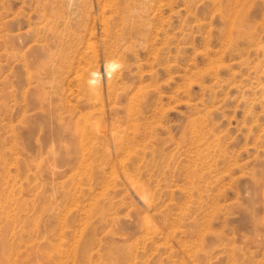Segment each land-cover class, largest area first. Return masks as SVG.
I'll list each match as a JSON object with an SVG mask.
<instances>
[{"label":"rangeland","instance_id":"374dc122","mask_svg":"<svg viewBox=\"0 0 264 264\" xmlns=\"http://www.w3.org/2000/svg\"><path fill=\"white\" fill-rule=\"evenodd\" d=\"M103 1L0 0V240L56 264H264V0Z\"/></svg>","mask_w":264,"mask_h":264},{"label":"bare ground","instance_id":"6f19581e","mask_svg":"<svg viewBox=\"0 0 264 264\" xmlns=\"http://www.w3.org/2000/svg\"><path fill=\"white\" fill-rule=\"evenodd\" d=\"M93 1H94V0H93ZM96 1H98V0H96ZM102 1H103V0H102ZM109 1H111V0H109ZM228 1H229V0H228ZM1 2H2V1H1ZM40 2H41V1H40ZM99 2H100V1H99ZM104 2H105V1H103V4H104ZM238 2H239V1H238ZM94 3H95V2H94ZM107 3H108V2H107ZM109 3H111V2H109ZM109 3H108V4H109ZM117 3H118V2H116V4H117ZM128 3H129V1H128ZM157 3H158V1H157ZM167 3H169V2H167ZM167 3L165 2L164 4L167 5ZM92 4H93V3H92ZM92 4H91V5H92ZM158 4H159V3H158ZM236 4H238V3H236ZM96 5H99V3L96 4ZM118 5H119V4H118ZM118 5H117V6H118ZM161 5H162V4H161ZM168 5H169V4H168ZM102 6H104V5H100L99 7L102 8ZM95 7H97V6H95ZM113 7H114V6H113ZM168 7H170V6H168ZM233 7H234V5H233ZM240 7H241V6H240ZM242 7H243V6H242ZM97 8H98V7H97ZM109 8H110V7H109ZM115 8H116V6H115ZM246 8H247V7H246ZM90 9H91V6H90ZM98 9H100V8H98ZM104 9H106V8H104ZM104 9L102 8V10H104ZM112 9H114V8H112ZM112 9H111V10H112ZM125 9H126V8H123L122 10L125 11ZM153 9H154V8H153ZM93 10H94V9H93ZM107 10H108V9H107ZM117 10H118V9H117ZM158 10H161V9H158ZM231 10H232V9H231ZM91 11H92V10H91ZM104 11H106V10H104ZM237 11H238V10H237ZM95 12H96V11H95ZM97 12H98V11H97ZM114 12H115V11H114ZM155 12H156V11H155ZM240 12H241V11H240ZM56 13H57V12H56ZM100 13L102 14L103 11H102V12L100 11ZM104 13L106 14V12H104ZM158 13H159V12H158ZM153 14H154V13H153ZM156 14H157V12H156ZM156 14H155V15H156ZM109 15H110V14H109ZM158 15H159V14H158ZM2 16H3V15H2ZM2 16H0V17L2 18ZM90 16H91V15H90ZM97 16H98V15H97ZM101 16H102V15H100V18H99L100 20H101ZM110 16H112V15H110ZM110 16H108L107 18H109ZM153 16H154V15H153ZM26 18H27V17H26ZM159 18H160V17H159ZM4 19H5V18H4ZM42 19H43V18H42ZM93 19H94V17H93ZM29 20H30V19H29ZM35 20H36V19H35ZM91 20H92V19H91ZM97 20H98V19H97ZM102 20H104V19H102ZM102 20H101V21H102ZM114 20H115V19H114ZM87 21H88V20H87ZM92 22H93V21H92ZM102 22H103V21H102ZM111 22H112V21H111ZM121 22H122V21H121ZM103 23H105V22H103ZM108 23H110V22H108ZM113 23H114V22H113ZM0 24H3V23H0ZM40 24H41V23H40ZM87 24H89V23H87ZM87 24H86V26H88ZM90 24H91V23H90ZM90 24H89V26H90ZM94 24H95V23H94ZM111 24H112V23H111ZM157 24H158V23H157ZM42 25H43V24H42ZM100 25H101V23H100ZM108 25H109V24H108ZM86 26H85V27H86ZM103 26H106V25H103V24H102V27H103ZM121 26H123V25H121ZM121 26H120V27H121ZM168 26H169V25H168ZM28 27H29V26H28ZM91 27H92V24H91ZM89 28H90V27H89ZM93 28H94V27H93ZM121 28H122V27H121ZM155 28H156V27H155ZM41 29H42V28H41ZM108 29H109V28H108ZM150 29H151V28H150ZM90 30H91V28H90ZM102 30H103V29H102ZM116 30H117V29H116ZM128 30H129V29H128ZM148 30H149V28H148ZM38 31H39V30H38ZM91 31H93V30H91ZM91 31H90V32L88 31V32L91 33ZM231 31H232V30H231ZM0 32H3V31H0ZM8 32H10V31H8ZM100 32H101V31H100ZM103 32L105 33L106 31H103ZM120 32H121V31H120ZM126 32H127V31H126ZM133 32H135V30H134ZM21 33H22V32H21ZM53 33H54V32H53ZM89 33H87V34H89ZM94 33H95V32L93 31V34H94ZM138 33H139V32H138ZM145 33H147V32H145ZM169 33H170V32H169ZM93 34H92V35H93ZM141 34H142V33H141ZM103 35H105V34H103ZM42 36H43V35H42ZM86 36H87V35H86ZM168 36H170V35H168ZM230 36H231V35H230ZM94 37H95V36H94ZM84 38H85V37H84ZM172 38H173V36H172ZM20 39H21V38H20ZM32 39H33V38H32ZM49 39H50V38H49ZM85 39H86V38H85ZM95 39H96V38H95ZM147 39H148V38H147ZM86 40H87V39H86ZM90 40H91V39H90ZM42 41H43V40H42ZM87 41H88V40H87ZM121 41H122V40H121ZM157 41H159V40H157ZM1 43H2V42H1ZM57 43H58V42H57ZM88 43H89V41H88ZM88 43H87V44H88ZM90 43H91V42H90ZM92 43H93V42H92ZM157 43H159V42H157ZM154 44H155V43H154ZM164 44H165V43H164ZM156 45H157V44H156ZM5 46H6V45H5ZM5 46H4V47H5ZM82 46H83V45H82ZM85 46H86V45H84V47H85ZM143 46H144V45H143ZM148 46H149V45H148ZM261 46H262V44H261ZM67 47H68V46H67ZM84 47H82V48H84ZM86 47H87V46H86ZM104 47H105V46H104ZM263 47H264V46H263ZM87 48H88V47H87ZM159 48H160V47H158V49H159ZM1 49H2V48H1ZM1 49H0V50H1ZM263 49H264V48H263ZM5 50H9V49H8V48H7V49L5 48ZM81 50H83V49H81ZM81 50H80V52H81ZM84 50H85V49H84ZM84 50H83V51H84ZM165 50H166V49H165ZM165 50H164V51H165ZM167 50H168V48H167ZM167 50H166V51H167ZM147 51H148V50H147ZM156 51H157V50H156ZM21 52H22V51H21ZM85 52H86V51H84L83 54H85ZM88 52H89V51H88ZM153 52H154V51H153ZM86 53H87V52H86ZM106 53H107V51H106ZM21 54H22V53H21ZM92 54H93V53H92ZM131 54H132V53H131ZM153 54H155V53H153ZM23 55H24V54H22V56H23ZM77 55H80V53L78 52ZM85 55H86V54H85ZM98 55H99V54H98ZM164 55H165V54H164ZM5 56H6V55H5ZM80 56H81V55H80ZM93 56H94V55H92V56L89 55L90 58H91V57L93 58ZM106 56H107V55H106ZM116 56H117V55H116ZM116 56H115V57H116ZM121 56H122V55H121ZM152 56H153V55H152ZM166 56H168V55H166ZM78 57H79V56H78ZM87 57H88V56H87ZM104 57H105V56H104ZM81 58H82V57H81ZM106 58H107V57H106ZM106 58H105V59H106ZM154 58H155V57H154ZM83 59H84V58H83ZM85 59H86V58H85ZM109 59L111 60V58H109ZM116 59H117V58H116ZM135 59H136V58H135ZM142 59H143V58H142ZM168 59H169V58H168ZM76 60H77V58H76ZM81 60H82V59H81ZM119 60H120V62H122V61H121V58H119ZM4 61H6V59H5ZM78 61H79V60H78ZM83 61H84V60H82V62H83ZM94 61H95V58H94ZM96 61H97V60H96ZM96 61H95V62H96ZM111 61H112V60H111ZM164 61L166 62L165 58H164ZM164 61H163V62H164ZM22 62H24V60H23ZM33 62H34V61H33ZM80 62H81V61H80ZM80 62H79V64H78V62H77V66L80 65V64H82V63H80ZM84 62H85V61H84ZM84 62H83V63H84ZM88 62H89V58H88ZM90 62H91V61H90ZM90 62H89V63H90ZM105 62H107V61H105ZM137 62H138V61H137ZM152 62H153V61H152ZM160 62L162 63V61H160ZM7 63H8V62H7ZM86 63H87V60H86ZM91 63H92V62H91ZM107 63H108V62H107ZM109 63H110V61H109ZM112 63H113V61H112ZM125 63H126V61H125ZM125 63H124V64H125ZM209 63H210V62H209ZM12 64H13V63H12ZM22 64H23V63H22ZM105 64H106V63H105ZM113 64H114V63H113ZM116 64H117V63H116ZM163 64H164V63H163ZM163 64H162V65H163ZM82 65H83V64H82ZM88 65H89V64H88ZM91 65H92V64H91ZM91 65H90V66H91ZM94 65H95V64L93 63V66H94ZM96 65H97V63H96ZM107 65H108V64H106V66H107ZM111 65H112V64H110L109 66H111ZM117 65H118V64H117ZM121 65H122V64H121ZM159 65H160V64H159ZM162 65H161V66H162ZM209 65H210V64H209ZM216 65H217V64H216ZM256 65H257V64H256ZM84 66H85V65H84ZM93 66H91V67L93 68ZM97 66H98V65H97ZM106 66H105V67H106ZM112 66H113V65H112ZM114 66H115V65H114ZM119 66H120V65H119ZM122 66H123V65H122ZM138 66H139V65H138ZM157 66H158V65H157ZM168 66H169V65H168ZM212 66H213V65H212ZM75 67H76V66H75ZM86 67H87V65H86ZM91 67H90V69H92ZM165 67H166V66H165ZM208 67H209V66H208ZM27 68H28V67H27ZM27 68H25V69H27ZM79 68H80V67H79ZM88 68H89V67H88ZM94 68H96V67L94 66ZM97 68H98V67H97ZM110 68H111V67H110ZM113 68H115V67H113ZM113 68H112V69H113ZM159 68H160V67H159ZM76 69H77V68H76ZM115 69H117V68H115ZM115 69H114V70H115ZM127 69H128V68H127ZM164 69H166V68L163 67V70H164ZM195 69H196V68H195ZM206 69H207V68H206ZM209 69H210V68H209ZM73 70H74V69H73ZM86 70H88V69L86 68ZM92 70H93V69H92ZM94 70L97 71V69H94ZM108 70H110V69H108ZM108 70H107V71H108ZM156 70H157V69H156ZM207 70H208V69H207ZM7 71H8V70H7ZM71 71H72V69H71ZM95 71H92V73H94ZM116 71H117V70H116ZM119 71H120V70H119ZM166 71H167V70H166ZM5 72H6V71H5ZM75 72H76V71H75ZM75 72H74V73H75ZM77 72H78V71H77ZM77 72H76V73H77ZM82 72H84V70H83ZM82 72H81V76L84 75L83 77H85V74H83ZM88 72H91V71H88ZM114 72H115V71H114ZM117 72H118V71H117ZM120 72H121V71H120ZM134 72H135V70H134ZM138 72H139V71H138ZM25 73H26V72H25ZM76 73H75V74H76ZM92 73H91V74H92ZM170 73H171V72H170ZM29 74H31V73H29ZM66 74H67V73H66ZM78 74L80 75V72H78ZM111 74H112V73H111ZM114 74H115V73H114ZM116 74H118V73H116ZM116 74H115V75H116ZM135 74H136V73H135ZM154 74H155V73H154ZM201 74H203V73H201ZM27 75H28V74H27ZM27 75H25V76H27ZM79 75H76V76H79ZM86 75L89 76V74H86ZM93 75H94V74H93ZM93 75H90V76L93 77V78H95ZM108 75H109V73H108ZM137 75H138V74H137ZM73 76L75 77V75H73ZM95 76H97V75H95ZM116 76H117V75H116ZM152 76H153V75H152ZM70 77H71V76H70ZM110 77H111V76H110ZM110 77H109V78H110ZM135 77H136V75H135ZM1 78H2V77H1ZM170 78H171V76H170ZM73 79H74V78H73ZM73 79H72V80H73ZM76 79H77V77H76ZM83 79H85V78H83ZM86 79H87V77H86ZM90 79H91V78H90ZM90 79H88V80H90ZM95 79H98V78L96 77ZM110 79L112 80V78H110ZM110 79H108V80L110 81ZM147 79H148V77H147ZM27 80H28V79H27ZM67 80H68V79H67ZM67 80H66V81H67ZM74 80H75V79H74ZM140 80H141V79H140ZM70 81H71V80H70ZM104 81H105V80H104ZM121 81H123V79H121ZM135 81H136V80H135ZM193 81H194V80H193ZM258 81H259V80H258ZM67 82H69V81H67ZM67 82H65V83H67ZM71 82H72V81H71ZM71 82H70V83H71ZM80 82H81V81H79V83H80ZM82 82H84V80H83ZM107 82H108V81H107ZM142 82H143V81H142ZM144 82H145V81H144ZM65 83H64V84H65ZM73 83H75V82H73ZM79 83H78V84H79ZM87 83H88V86L91 87L92 89H96V86L98 87V85L101 84V82H99V81L97 82V83H98L97 85H96L95 83L92 84L91 81H88V82L86 81V84H85V85H87ZM117 83H118V82H117ZM136 83H137V81H136ZM78 84H77V85H78ZM81 84H82V83H80V85H81ZM110 84H111V82H110ZM113 84H114V83H113ZM120 84H121V83H120ZM145 84H147V83H145ZM12 85H13V84H12ZM71 85H72V83H71ZM85 85H84V86H85ZM93 85H94V86H93ZM108 85H109V83H108ZM114 85H115V84H114ZM123 85H124V84H123ZM138 85H139V84H138ZM138 85H137V86H138ZM141 85H142V83H141ZM258 85H260V84H258ZM262 85H263V83H262ZM64 86H65V85H64ZM99 86H102V85H99ZM144 86H145V85H144ZM146 86H147V85H146ZM81 87H83V86H81ZM141 87H143V85H142ZM259 87L262 88V87H264V86H259ZM22 88H23V87H22ZM22 88H21V89H22ZM41 88H42V87H41ZM66 88H68V90L71 89V88H69L68 86H67ZM76 88H77V86H76ZM84 88L87 90L86 86H85ZM135 88H136V87H135ZM143 88H144V87H143ZM157 88H158V87H157ZM100 89H102V88H100ZM137 89H138V88H137ZM10 90H11V89H10ZM65 90H67V89H65ZM74 90H75V89H74ZM78 90H79V89H78ZM114 90H115V89H114ZM118 90H119V89H118ZM154 90H155V89H154ZM261 90H262V89H261ZM1 91H2V90H1ZM63 91H64V89H63ZM63 91H62V89H61V92H63ZM82 91H83V89H82ZM84 91H85V90H84ZM91 91H92V90H91ZM97 91H98V90H97ZM97 91L94 90L95 93H96ZM131 91H132V90H131ZM156 91H157V90H156ZM23 92H25V91H23ZM23 92H21V94H22ZM69 92H70V91H69ZM71 92H72V91H71ZM74 92H75V91H74ZM140 92H141V91H140ZM146 92H148V91L146 90ZM261 92H262V91H260V93H261ZM14 93H15V92H14ZM26 93H27V92H26ZM80 93H81V90H80ZM80 93L78 92V94H80ZM83 93H84V92H83ZM85 93H86V91H85ZM100 93L102 94V91H101ZM127 93H128V92H127ZM144 93H145V92H144ZM75 94H76V93H75ZM81 94H82V93H81ZM87 94H89V93H86L85 95H87ZM92 94H93V93H92ZM98 94H99V93H98ZM139 94H140V93H139ZM156 94H157V93H156ZM67 95H68V94H66V97H67ZM73 95H74V94H73ZM90 95H91V94H90ZM114 95H115V94H114ZM21 96L24 97L23 95H21ZM63 96H64V95H63ZM75 96H77V95H75ZM81 96H83V95H81ZM87 96H88V95H87ZM108 96H111V95H108ZM135 96H136V95H135ZM139 96H140V95H139ZM145 96H146V95H145ZM262 96H263V95H262ZM83 97H84V96H83ZM88 97H89V96H88ZM99 97H100V96H99ZM75 98H76V97H75ZM77 98H78V96H77ZM100 98H103V96L100 97ZM100 98H99V99H100ZM137 98H138V97H137ZM137 98H136V99H137ZM142 98H143V97H142ZM173 98H174V97H173ZM261 98L264 99V97H261ZM24 99H25V98H24ZM79 99H80V96H79V98H78L77 100H79ZM94 99H96V98L94 97ZM103 99H104V98H103ZM109 99H110V101H112V98H109ZM169 99H170V98H169ZM75 100H76V99H75ZM87 100H88V99H87ZM87 100H86L85 102H87ZM96 100L98 101V98H97ZM96 100H95V101H96ZM113 100H114V99H113ZM131 100H132V99H131ZM61 101H62V100H61ZM64 101H65V100H64ZM88 101H89V100H88ZM97 101H96V102H97ZM99 101H100V100H99ZM99 101H98V102H99ZM115 101H116V100H115ZM118 101H120V100H118ZM127 101H130V100L127 98ZM127 101H126V103H127ZM137 101H138V100H137ZM21 102H23V101H21ZM75 102H76V104L78 103L77 101H75ZM85 102H84V103H85ZM101 102H102V99H101ZM120 102H121V101H120ZM133 102L135 103V101H133ZM15 103H16V102H15ZM62 103H63V102H62ZM90 103H91V102H90ZM99 103H100V102H99ZM104 103H105V101H104ZM110 103H111V102H110ZM115 103H116V102H115ZM126 103H125V104H126ZM13 104H14V103H13ZM23 104H24V103H23ZM49 104H50V103H49ZM78 104H79V103H78ZM78 104H77V105H78ZM88 104H89V103H88ZM95 104H96V103H95ZM254 104H255V103H254ZM62 105H63V104H62ZM73 105H74V104H73ZM73 105H72V106H73ZM91 105H93V104H91ZM109 105H110V104H109ZM113 105H114V104H113ZM121 105H122V104H121ZM132 105H134V104H132ZM79 106H80V105H79ZM79 106H78V107H79ZM117 106H118V105H117ZM127 106H128V105H127ZM139 106H140V105H139ZM14 107H15V106H14ZM75 107H77V106H75ZM78 107H77V108H78ZM88 107H89V106H87V108H88ZM90 107H93V106H90ZM94 107H95V106H94ZM123 107H124V106H123ZM125 107H126V105H125ZM72 108H74V107H72ZM72 108H71V109H72ZM80 108H81V107H80ZM140 108H141V107H140ZM146 108H147V107H146ZM155 108H157V107H155ZM10 109H11V108H10ZM12 109H13V108H12ZM12 109H11V110H12ZM71 109L68 110V111L71 112ZM90 109H91V108H90ZM90 109H89V110H90ZM128 109H129V108L127 107V108H126V111H127ZM143 109H144V108H143ZM19 110H20V109H19ZM78 110H79V109H78ZM100 110H101V109H100ZM130 110H131V109H130ZM146 110H147V109H146ZM30 111H31V110H30ZM64 111H65V110H64ZM66 111H67V109H66ZM68 111H67V112H68ZM91 111H92V110H91ZM104 111H105V110H104ZM126 111H125V112H126ZM133 111H134V109H133ZM133 111H132V112H133ZM137 111H138V110H137ZM22 112H23V110H22ZM28 112H29V111H28ZM67 112H66V113H67ZM75 112H76V111H75ZM75 112H73V113L75 114ZM77 112H79V111H77ZM77 112H76V114H77ZM148 112H149V111H148ZM19 113H20V112H19ZM61 113H62V111H61ZM82 113H83V112H82ZM85 113H86V112H85ZM85 113H83V114H85ZM102 113H103V111H102ZM128 113H130V112L128 111ZM89 114L91 115L92 113H89ZM89 114H88V115H89ZM104 114H107V113H104ZM125 114H126V113H124V115H125ZM245 114H246V113H245ZM62 115H63V114H62ZM79 115H80V114H79ZM85 115H86V114H85ZM90 115H89V116H90ZM121 115H122V114H121ZM130 115H132V119H130V120H134V118H136V117L133 118V113L130 114ZM147 115H148V114H147ZM21 116H22V115H21ZM70 116H72V115H70ZM74 116H75V115H74ZM80 116H81V115H80ZM89 116H87V117H89ZM115 116H116V115H115ZM122 116H123V115H122ZM122 116H120V117H121V118L123 119V121H124L125 119H124L123 117H126V116H123V117H122ZM150 116H151V115H150ZM153 116H154V115H153ZM62 117H63V116H62ZM117 117H118V116H117ZM127 117H128V115H127ZM143 117H144V116H143ZM143 117H142V118H143ZM18 118H19V117H18ZM69 118H70V117H69ZM72 118H73V117H72ZM81 118H82V117H81ZM89 118H90V117H89ZM138 118H139V115H138ZM138 118H137V121H138ZM144 118H145V117H144ZM79 119H80V118H78V120H79ZM84 119H86L85 116H84ZM112 119H113V118H112ZM193 119H194V118H193ZM73 120H74V119H73ZM209 120H210V119H209ZM16 121H18V120H16ZM82 121H84V120L82 119ZM127 121L129 122V120H127ZM135 121H136V120H135ZM21 122H22V121H21ZM79 122H81V121L79 120L78 122L73 123V124H75V126H77V123H79ZM111 122H112V120H111ZM117 122H119V121H117ZM128 122H127V125L130 123V122H129V123H128ZM245 122H246V121H245ZM14 123H15V122H14ZM14 123H13V124H14ZM19 123H20V122H19ZM98 123H99V122H98ZM106 123H107V122H106ZM121 123H122V122H121ZM124 123H125V122H124ZM131 123H132V121H131ZM131 123H130V124H131ZM135 123H136L137 125H140V124L137 123V122H135ZM140 123H141V122H140ZM147 123H148V122H147ZM254 123H255V122H254ZM93 124H94V123H93ZM119 124H120V123H119ZM136 124H134V125H136ZM150 124H152V123H150ZM10 125H12V124H10ZM80 125H82V124H79V125H78L79 128H80ZM89 125H90V124H89ZM125 125H126V124H125ZM125 125H124V126H125ZM127 125H126V128L128 127ZM131 125H132V124H131ZM131 125H130V127H131ZM137 125H136V126H137ZM12 126L14 127L13 130H15V124L12 125ZM65 126H66V125H65ZM65 126H64V127H65ZM101 126H102V125H101ZM104 126H105V124L103 125V127H104ZM121 126L123 127V123L121 124ZM132 126H133V125H132ZM96 127H99V125L96 126ZM113 127H114V126H113ZM122 127H119V128H122ZM130 127H129L128 129H130ZM192 127H193V126H192ZM11 128H12V127H11ZM93 128H94V127H93ZM93 128H92V129H93ZM100 128H101V127H99V129H100ZM104 128H107V127H104ZM104 128H101V129L104 130ZM119 128H117V129H119ZM131 128H132V127H131ZM135 128H136V127H135ZM150 128H152V127H150ZM17 129H18V128H17ZM73 129H74V128H73ZM75 129H77V128H75ZM80 129H81V128H80ZM97 129H98V128H97ZM101 129H100V130H101ZM112 129H113V128H112ZM115 129H116V127H115ZM13 130H12L11 132H15V131H13ZM78 130H79V129H78ZM94 130H96V129L94 128ZM100 130H98V133H97L98 136H99V135H102V134L99 133ZM106 130H107V129H106ZM122 130H123V129H122ZM126 130H127V129H126ZM198 130H199V129H198ZM7 131H8V130H7ZM61 131H62V130H61ZM74 131H75V134H76V131H77V130H74ZM86 131H87V129H86ZM89 131H91V130H89ZM11 132H10L9 134H11ZM78 132H79V131H78ZM92 132H94V131H92ZM95 132H96V131H95ZM101 132L104 133L105 131L103 132V131L101 130ZM123 132H124V131H123ZM126 132H127V131H126ZM126 132H125V133H126ZM210 132H211V131H210ZM212 132H213V131H212ZM16 133H18V131H16ZM73 133H74V132H73ZM79 133H80V132H79ZM85 133H86V132H85ZM89 133H90V132H89ZM108 133L110 134V137H112V139H114V140L117 139L118 136H119V131H118V130H114V129H113L112 131H109ZM120 133H121V131H120ZM215 133H216V132H215ZM20 134H21V133H20ZM80 134H82V131H81ZM93 134H94V133H93ZM105 134H107V133H105ZM109 134H108V135H109ZM126 134H127V133H126ZM126 134H125V135H126ZM136 134H137V133H136ZM140 134H141V133H140ZM14 135L17 136L15 133H14ZM84 135L87 136L86 134H83V136H84ZM90 135H91V134H90ZM95 135H96V134H95ZM125 135L123 134V136H125ZM138 135H139V134H138ZM209 135H210V134H209ZM76 136L79 137L80 135H76ZM85 136H84L83 138H81V137H80V138L84 140ZM88 136H89V134H88ZM91 136H92V135H91ZM98 136H96V137H98ZM102 136L104 137L105 135H102ZM149 136H150V135H149ZM255 136H256V135H255ZM17 137H18V136H17ZM78 137H76V138L79 139L78 142L80 143V144H79V147H80V146H82V144H81V142H80L81 139L78 138ZM92 137H94V136H92ZM96 137H94V139H95ZM100 137H101V136H100ZM100 137H99V139L102 138V139L104 140L103 137H101V138H100ZM108 137H109V136H108ZM121 137H122V136H121ZM128 137H129V136H128ZM188 137H189V136H188ZM198 137H199V136H198ZM251 137H252V136H251ZM35 138H36V136H35ZM87 138H88V137H87ZM190 138H191V137H190ZM11 139H12V138H11ZM85 139H86V138H85ZM89 139H90V138H89ZM91 139H93V138H91ZM94 139H93V140H94ZM96 139H97V138H96ZM96 139H95V140H96ZM102 139H101L100 141L103 142ZM121 139H122V138H121ZM205 139H206V138H205ZM14 140H15V139H14ZM14 140H13V141H14ZM17 140H18V138H16V141H17ZM87 140H88V139H87ZM87 140H86V141H87ZM190 140H191V139H190ZM208 140H209V139H208ZM18 141H19V140H18ZM38 141H39V139H38ZM38 141H37V142H38ZM76 141H77V140H76ZM106 141H107V139H106ZM138 141H139V140H138ZM78 142H77V144H78ZM83 142H85V140H84ZM89 142H90V141H89ZM89 142H88V143H89ZM92 142H93V141H92ZM92 142H91V143H92ZM97 142H98V140H97ZM109 142H110V140H109ZM145 142H146V141H144V143H145ZM64 143H65V142H64ZM106 143H107V142H106ZM116 143H117V142H116ZM124 143H125V142H124ZM149 143H150V142H149ZM257 143H258V142H257ZM259 143H260V142H259ZM40 144H41V143H39V145H40ZM77 144H75V145H77ZM113 144H114V141H113ZM122 144H123V143H122ZM126 144H127V143H126ZM13 145H14V143H13ZM15 145H16V144H15ZM15 145H14V147H15ZM21 145H22V144H21ZM119 145H120V144H119ZM16 146H17V145H16ZM40 146H41V145H40ZM52 146H53V144H52ZM88 146H89V145H88ZM113 146H114V145H113ZM115 146H116V145H115ZM120 146H121V145H120ZM138 146H139V145H138ZM17 147H18V146H17ZM37 147H38V146H37ZM47 147H48V146H47ZM77 147H78V146H77ZM82 147H83V146H82ZM82 147H81V150H82ZM84 147H85V146H84ZM89 147H90V146H89ZM121 147H122V146H121ZM141 147H142V146H141ZM49 148H50V147H49ZM86 148H87V147H86ZM86 148H85V149H86ZM95 148H96V147H94V149H95ZM116 148H117V147H115V150H119L118 148H117V149H116ZM125 148H126V147H125ZM43 149H44V148H43ZM46 149H47V148H46ZM50 149H51V148H50ZM108 149H109V148H108ZM110 149H111V148H110ZM110 149H109V150H110ZM113 149H114V148H113ZM19 150H20V149H19ZM38 150H39V148H38ZM38 150H37V151H38ZM81 150H80V151H81ZM200 150H202V149H200ZM21 151H22V150H21ZM39 151H40V150H39ZM39 151H38V152H39ZM51 151H52V150H51ZM51 151L48 150V152H51ZM54 151L56 152V150H53V154H54ZM57 151H58V150H57ZM80 151H79V152H80ZM94 151H95V150H94ZM104 151H105V150H104ZM16 152H17V151H16ZM19 152H20V151H19ZM19 152H18V154H19ZM22 152H23V151H22ZM38 152H37V153H38ZM118 152H119V151H118ZM209 152H210V151H209ZM37 153H36V154H37ZM51 153H52V152H51ZM100 153H101V152H100ZM119 153H120V152H119ZM124 153H125V152H124ZM202 153H203V152H202ZM20 154H21V153H20ZM22 154H24V152H23ZM91 154H92V153H91ZM167 154H168V153H167ZM88 155H89V154H88ZM41 156H42V155H41ZM45 156H46V155H45ZM195 157H196V156H195ZM222 157H223V156H222ZM22 158H23V157H22ZM22 158H21V159H22ZM224 158H225V157H224ZM18 159H20V158H18ZM199 159H200V158H199ZM220 159H221V158H220ZM217 161H218V160H217ZM16 163H18V162L16 161ZM23 164H24V163H23ZM223 164H224V163H223ZM22 166L25 167L24 165H22ZM17 167H18V166H17ZM23 167H21V168H23ZM25 168H26V167H25ZM23 169H24V168H23ZM19 170H20V167H19ZM24 170H25V169H24ZM24 170H23V171H24ZM7 171H8V170H7ZM200 171H201V170H200ZM24 172H25V171H24ZM7 173H8V172H7ZM7 173H6V174H7ZM16 174H17V173H16ZM12 175H13V174H12ZM2 177H3V176H2ZM4 177H5V176H4ZM11 178H12V177H11ZM14 178H15V177H14ZM14 178H13V179H14ZM25 178H26V177H25ZM2 180H4V179L1 178V181H2ZM5 180L7 181V179H5ZM131 181H132V180H131ZM1 183H2V182H1ZM8 184H9V183H8ZM8 184H6V185H8ZM2 185H3V184H2ZM2 185H0V186H2ZM26 186H27V185H26ZM136 186H137V185H136ZM136 186H135V187H136ZM12 187H13V186H12ZM24 187H25V186H24ZM24 187H23V188H24ZM197 187H198V186H197ZM25 188H26V187H25ZM136 188H137V192L139 193V195H140L143 199H142L141 197H140V198H141L143 201H144V199H145V201H147V197H146V195L148 196V193H146V194L143 193V190H142L143 188H141V186H140V187L137 186ZM27 189H28V188H27ZM133 190H134V189H133ZM135 191H136V190H135ZM144 191H145V190H144ZM145 192H146V191H145ZM206 193H207V191H206ZM22 194H23V193H22ZM136 194H137V193H136ZM22 198H23V197H22ZM25 198H26V197H25ZM148 198H149V197H148ZM152 200H153V199H152ZM17 201H18V200H17ZM148 201H149V200H148ZM148 201H147V202H148ZM150 201H151V200H150ZM150 201H149V202H150ZM149 202H148V204H149ZM150 203H151V202H150ZM146 204H147V203H146ZM17 205H19V204H17ZM29 206H30V205H29ZM35 206H36V205H35ZM37 206H38V205H37ZM0 207H1V208H0V215L4 216V218H9V217H10V212H9L10 209H8V208H6L5 206H2V205H0ZM18 207H19V206H18ZM32 207H33V206H32ZM34 208H35V207H34ZM38 208H39V207H38ZM40 208H41V207H40ZM42 209H43V208H41V211H42ZM22 210H24V208H23ZM39 210H40V209H39ZM43 211H44V209H43ZM13 212H14V211H13ZM15 212H16V210H15ZM35 213H36V211H35ZM14 214H15V213H14ZM46 214H47V213H46ZM37 215H38V214H37ZM12 216H13V214H12ZM18 216H19V215H18ZM28 216H29V214H28ZM43 216H45L44 213H43ZM176 216H177V215H176ZM21 217H22V216H21ZM38 217H39V216H38ZM41 217H42V216H41ZM49 217H50V216H49ZM51 217H52V216H51ZM102 217H103V216H102ZM15 218H16V217H15ZM31 218H32V217H31ZM2 219H3V218H2ZM37 219H38V218H37ZM39 219H40V218H39ZM45 219H47V218H45ZM6 220H8V219H6ZM42 220H43V218H42ZM48 220H49V221H48V223H49V222H50V219H48ZM112 221H113V220H112ZM64 222H65V221H64ZM83 222H84V221H83ZM95 222H96V221H95ZM262 222H263V220H262ZM26 223H27V222H26ZM29 223H30V222H29ZM39 223H40V222H39ZM44 223H47V222L44 221ZM84 223L86 224V222H84ZM181 223H182V222H181ZM50 224H51V222H50ZM11 225H13V224H11ZM27 225H28V224H27ZM44 225H45V224H44ZM55 225H57V224L55 223L54 226H55ZM58 225H59V224H58ZM263 225H264V224H263ZM0 226H1V224H0ZM66 226H67V225H66ZM81 226H83V225H81ZM2 227H3V226H2ZM13 227H15V225H13ZM23 227H24V226H23ZM28 227H29V226H28ZM30 227H31V226H30ZM36 227H37V226H36ZM46 227H47V226H46ZM50 227H51V226H50ZM50 227H49V228H50ZM90 227H91V226H90ZM33 228H34V227H33ZM49 228H48V229H49ZM53 228H54V227H53ZM94 228H95V227H94ZM94 228H92V230H93ZM176 228H177V227H176ZM249 228H250V227H249ZM40 229H41V228H40ZM42 229H43V228H42ZM105 229H106V228H105ZM144 229H145V228H144ZM3 230H4V229H3ZM5 230H7V229H5ZM8 230L10 231V229H8ZM37 230H38V229H37ZM44 230H45V229H44ZM49 230H51V229H49ZM81 230H82V229H81ZM88 230H90V229L88 228ZM92 230H91V231H92ZM13 231H14V229H13ZM47 231H48V230H47ZM60 231H61V230H60ZM74 231H75V230H74ZM146 231H147V230H146ZM173 231H174V230H173ZM11 232H12V231H11ZM34 232H35V231H34ZM45 232H46V231H45ZM63 232H64V231H63ZM93 232L95 233L96 231H93ZM109 232H110V231H109ZM3 233H4V232H3ZM7 233H8V232H7ZM35 233H37V232H35ZM51 233H53V232H51ZM56 233H57V232H56ZM56 233H54L55 236H56ZM58 233H59V232H58ZM61 233H62V232H60L59 234H61ZM88 233H89V232H87V234H88ZM94 233L91 232V234H92V236L90 235L91 238L94 237V235L97 236V234H98V233H97V234H94ZM107 233H108V232H107ZM261 233H262V232H261ZM12 234H13V233H12ZM16 234H17V233H16ZM49 234H50V233H49ZM65 234H66V233H65ZM65 234H64V235H65ZM68 234H69V233H68ZM79 234H81V233H79ZM85 234H86V233H85ZM85 234H84V236H85ZM155 234H156V233H155ZM8 235H9V234H8ZM41 235H42V234H41ZM45 235L47 236V234H44V236H45ZM54 235H52V238L54 237ZM62 235H63V234H62ZM254 235H255V234H254ZM15 236H16V235H15ZM15 236H14V237H15ZM18 236H20V233H18ZM36 236H37V235H36ZM49 236H50V235H49ZM84 236H82V237H84ZM98 236H99V235H98ZM98 236H97L96 238H95V237H94V238H95V239H99L100 236H99V237H98ZM171 236H172V235H171ZM2 237H3V235H2ZM2 237H1V238H2ZM4 237H5V236H4ZM7 237H8V236H7ZM10 237H11V236H10ZM57 237H58V236H57ZM85 237H86V236H85ZM88 237H89V236L87 235V238H88ZM90 237H89L88 240H89V241H92V240H90ZM166 237H167V236H166ZM245 237H246V236H245ZM260 237H261V236H260ZM1 238H0V239H1ZM5 238H6V237H5ZM58 238H59V237H58ZM76 238H77V237H76ZM20 239H21V238H20ZM25 239H26V238H25ZM30 239H31V238H30ZM45 239H49V238H45ZM54 239H56V238H54ZM54 239H53V240H54ZM83 239H85V242H86V238H83ZM95 239H94L93 243H95V242L98 241V240L95 241ZM101 239H103V237H102ZM101 239H100V241H101ZM104 239H105V238H104ZM252 239H254V238H252ZM4 240H5V239H4ZM8 240H9V239H8ZM38 240H39V239H38ZM73 240H74V239H73ZM77 241H78V240H77ZM83 241H84V240H83ZM83 241H80V242L78 241V244H81V242H82V244H83ZM112 241H113V240H112ZM44 242H45V241H44ZM21 243H23V242H21ZM25 243H26V242H25ZM27 243H28V242H27ZM30 243H31V241H30ZM73 243H74V242H73ZM89 243H90V242H89ZM13 244H14V243H13ZM55 244H56V243H55ZM82 244H81V245H82ZM99 244H100V243H98V245H99ZM102 244H103V242H102ZM112 244H113V243H112ZM29 245H30V244H29ZM31 245H32V246H31ZM31 245H30L29 247H25L26 249H25V250H22V251H23L22 254H21L20 251H16V250L14 249V251H15V255H14V256H11L12 254H10V252L13 250V248H9L8 246H10V245L7 246L6 244H4V243L2 242V240H0V264H42V262L45 261V260L50 261V262H54V260H53L52 257H55V256H52V255H50L49 253H47V251H46L45 249H46V248L48 249V246L45 248L44 243H43L42 240H39L37 244H35V243L33 242V243H31ZM81 245H80V246H81ZM89 245H90V244H89ZM91 245H93V244H91ZM95 245H96V243H95L93 246H95ZM77 246H78V245H77ZM77 246H74V248H76ZM82 246H83V245H82ZM84 246H85V245H84ZM93 246H91V249H92ZM99 246H100V245H99ZM99 246H98V247H99ZM101 246H102V245H101ZM103 246H104V245H103ZM109 246H110V245H109ZM244 246H245V245H244ZM12 247H13V246H12ZM56 247H57V246H56ZM56 247L53 246V248H56ZM85 247H86V246H85ZM107 247H108V245H107ZM112 247H113V246H112ZM57 248H58V247H57ZM57 248H56V249H53V250L58 251ZM99 248H100V247H99ZM104 248H105V246H104ZM8 249H9V250H8ZM10 249H11V251H10ZM23 249H24V248H23ZM58 249H59V248H58ZM107 249H108V248H107ZM184 249H185V248H184ZM249 249H251V248H249ZM263 249H264V248H263ZM18 250H19V249H18ZM48 250H50V249H48ZM94 250H96V249H94ZM102 250H104V249H102ZM59 251H60V253H61L62 250L60 249ZM96 251H97V250H96ZM96 251H95V252H96ZM98 251H100V250H98ZM111 251H112V250H111ZM252 251H253V250H252ZM49 252H50V251H49ZM51 252H52V251H51ZM69 252L73 253V255H74V253L77 252V248H76V251H75V252H74V251L72 252V251H70V250H69ZM242 252H243V250H242ZM242 252H241V253H242ZM263 252H264V251H263ZM11 253H12V252H11ZM53 253H54V252H53ZM62 253H63V252H62ZM64 253H65V252H64ZM71 253H70V254H71ZM248 253H250V251H249ZM48 254H49V255H48ZM58 254H59V252H58L56 255H58ZM54 255H55V254H54ZM64 255H65V254H64ZM67 255H68V253H67ZM71 255H72V254H71ZM73 255H72V256H73ZM91 255H92V254H91ZM98 255H99V252H98L97 256H98ZM241 255H242V254H241ZM252 255H253V253H252ZM252 255H251V256H252ZM261 255H262V254H261ZM49 256H50V257H49ZM51 256H52V257H51ZM58 256H60V255H58ZM80 256H81V255H80ZM87 256H89V255H87ZM92 256H93V255H92ZM97 256H95V257H97ZM99 256H100V255H99ZM251 256H249V257H251ZM56 257H57V256H56ZM64 257H65V256H64ZM78 257H79V256H78ZM240 257H241V256H240ZM59 258H60V257H59ZM61 258H62V257H61ZM61 258H60V259H61ZM65 258H66V257H65ZM67 258H69V256H67ZM67 258H66V260H67ZM107 258H108V257H107ZM242 258H243V257H241V259H242ZM246 258H247V257H246ZM252 258H253V257H252ZM257 258H259V257H257ZM263 258H264V257H263ZM55 259H57V258H55ZM71 259H72V258H71ZM71 259H70V260H71ZM86 259H87V258H86ZM97 259H99V258H96L95 263H96V262L98 263ZM112 259H113V258H112ZM70 260H69V261H70ZM92 260H93V258H92ZM259 260H260V261L262 260L261 256H260V259H259ZM56 261H58V259H57ZM59 261H60V260H59ZM61 261H64L63 258H62ZM87 261L89 262L90 260H86V263H87ZM245 261H247V260H245ZM252 261H254V259H253ZM255 261H256V260H255ZM70 262H72V261H70ZM80 262H81V261H80ZM250 262H251V260H250ZM256 262H258V261H256ZM46 263H49V262H46ZM54 263L56 264V263H58V262H54ZM64 263H67V261H66V262H63V264H64ZM83 263H84V262H83ZM89 263H93V262H89ZM97 263H96V264H97ZM43 264H44V263H43ZM50 264H51V263H50ZM69 264H70V263H69ZM74 264H75V263H74ZM103 264H104V262H103ZM119 264H120V262H119ZM241 264H242V263H241ZM255 264H256V263H255ZM262 264H263V263H262Z\"/></svg>","mask_w":264,"mask_h":264}]
</instances>
